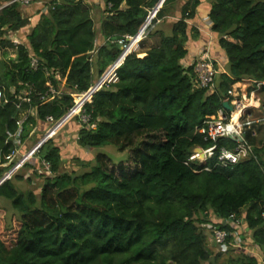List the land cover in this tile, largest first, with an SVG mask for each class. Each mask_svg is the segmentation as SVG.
<instances>
[{"label":"trees","instance_id":"1","mask_svg":"<svg viewBox=\"0 0 264 264\" xmlns=\"http://www.w3.org/2000/svg\"><path fill=\"white\" fill-rule=\"evenodd\" d=\"M96 1L104 12L100 29L86 0H52L9 60L4 57L15 46L7 33L32 22L22 12L28 7L18 2L0 9V179L12 165L5 156L15 148L11 136L23 113L20 137L26 143L34 140L39 122L48 127V116L58 120L67 113L73 105L68 91L88 90L122 51L113 40L135 36L160 0ZM181 1H164L144 38L159 42L142 57L139 51L126 56L117 81L86 104L89 122L75 132L83 148L113 145L131 156L117 164L98 152L78 160L89 169L77 173L63 168L61 146L50 138L35 155L50 166L39 194L20 188V173L0 185V198L13 209L9 219L0 204V264H264V124L246 131L253 152L237 164L223 166L216 157L189 160L196 148L213 145L197 127L224 108L233 85L262 82L257 96L264 105V0L210 1L208 20L227 60L213 90L196 87L194 66L185 64L189 40L199 37L188 21L200 0L181 6L169 32L156 28L175 17ZM99 32L106 42L94 59ZM48 82L57 89L63 84L65 91L43 101L37 92H45ZM24 90L31 91L30 102L23 100ZM249 111L254 119L263 117L259 109ZM217 146L233 149L236 142L222 137ZM231 214L243 224L225 225ZM211 223L228 232L224 245H242L240 254L220 262L224 252L209 247ZM249 244L261 259L245 250Z\"/></svg>","mask_w":264,"mask_h":264},{"label":"built area","instance_id":"2","mask_svg":"<svg viewBox=\"0 0 264 264\" xmlns=\"http://www.w3.org/2000/svg\"><path fill=\"white\" fill-rule=\"evenodd\" d=\"M40 1L41 0H10L7 5L18 2L23 6L29 7L34 3ZM150 24L151 21L147 22L146 25H143L135 36H126V38L119 37L113 40V42H117L122 46V51L118 58L107 67V69L101 74L99 80L85 92L77 93L68 91L73 97V105L67 111V113L58 120H55L52 116H48L46 118V121L49 123V125L44 133V136H42L30 150H27L26 148L23 150L25 142H22V139L20 137L22 133V126L26 118L22 117L21 120L18 121L19 130L15 135L11 136L14 138L15 148L5 156L6 160L9 163H12L11 168L5 175V180L10 179L19 169L24 167L27 162L32 160L39 152L41 147L50 138L56 136L59 132V129H61V127L73 117H78L79 123L87 124L89 122V115L85 111L86 104L92 102L93 95L103 85L117 81V69L119 65L124 61L128 54L132 53L137 48L141 39L145 37L147 28ZM10 33L14 37H12L11 41L14 44L15 48H17L21 44L20 38L17 35L19 32H16L14 34L12 31H10ZM38 64V59L32 56L31 65L34 68H37ZM192 64L194 66V76L192 78L194 85L198 88H207L213 90L216 86L218 69L215 67L214 60L211 57L210 53L208 51H204L201 55L197 56L192 61ZM246 81H250L252 82V84H256L257 88L252 89V91L248 94H241L239 91V87L236 86L239 82L233 85L232 89L228 92V98L225 100L228 101L231 106H233V112H229L225 108H220L216 114L207 116L202 124L197 127V132L202 135L203 139L205 141L213 142V145L206 149L199 147L203 149L204 158H201L200 153L194 151V153L189 158L190 161H204L209 158L216 157L221 165L229 166L237 164L238 162L246 159L252 154L253 148L245 139V134L246 131L248 129H252L255 124H264V116L262 118L254 119L252 112L249 111L250 109L255 108L264 112V105H262L260 98L256 95L257 90L263 83L255 82L252 80ZM47 86L48 89L45 92H37V95L43 101H48L54 99L55 97H59L65 91V89H63V84L59 89L53 86L51 82H48ZM30 93L31 91L28 90V92H26V94L23 96V100L30 102ZM255 102H259L257 106L255 105ZM236 112H238L239 114L237 121L234 120L233 117V114ZM252 134H255V132H253ZM222 137L231 138L236 142V146L233 149L218 147L217 141ZM44 164L49 166V164L46 162H44ZM222 222L225 225L243 224L242 219L237 218L235 214H231L229 218L223 220ZM207 227L211 230L212 241H214V243L218 246L224 245L228 236V232L226 230H223L220 226L214 225L212 223ZM258 254L259 253L254 255H256L257 258L261 259L262 256Z\"/></svg>","mask_w":264,"mask_h":264},{"label":"rangeland","instance_id":"3","mask_svg":"<svg viewBox=\"0 0 264 264\" xmlns=\"http://www.w3.org/2000/svg\"><path fill=\"white\" fill-rule=\"evenodd\" d=\"M42 1V2H41ZM40 2L42 3V7L41 9L43 11H46V8L47 7H43V6H47L49 5L52 0H41ZM10 2V0H0V8L7 5L8 3ZM37 3V2H36ZM35 4V3H34ZM181 4H183V2L181 1L180 3L177 4V9L179 10L180 9V6ZM93 6V10L95 11L94 12V20H95V25L98 26L100 24V20H101V16L102 14H104V12L100 10V8H98L97 10L95 8L97 7H94L93 4H91ZM33 5L29 6L30 8H32ZM28 8V9H30ZM28 9H23L22 12L25 16H29L30 13L29 11H26ZM40 9V10H41ZM40 10H38L40 12ZM154 10V9H153ZM150 11V14L151 12ZM149 14V16H150ZM107 15V13L105 14ZM156 16V14L154 16H152L151 18V21L152 19ZM180 17V14H178L176 12L175 14V17H169L167 20H176ZM149 18V17H148ZM148 20V19H147ZM170 23L171 22H161V23H158V26L156 28H163L165 30H169L170 28ZM14 34L16 32H13ZM24 34V33H23ZM20 36V34H19ZM146 36V35H145ZM12 34H8L7 33V36L6 38H9V39H12ZM14 38V37H13ZM145 38V37H144ZM143 39V38H142ZM141 39V40H142ZM22 42V40H20ZM141 42H139L137 48L133 51V52H137L140 50V47H141ZM16 48H9L7 50V54L4 58L8 59L9 58H16ZM215 52V51H214ZM216 57V56H215ZM218 57H221V56H218ZM220 59V58H219ZM221 60V59H220ZM241 83H244L239 91L240 93H245V91L247 90L248 87H250V82H241ZM250 83V84H248ZM248 84V85H247ZM249 90V89H248ZM26 92H28V90H24L22 92V96H24L26 94ZM33 112V110H31ZM263 113V116H264V112ZM23 117L26 118V113L24 112L23 113ZM71 125H76L79 127V122H78V119L76 117H73L71 120H69L66 124H64L61 129H59V132L57 133V135L55 136V139H56V142L58 143V145L61 146V152H62V158H63V168L66 169V170H69V171H75L77 173H80V172H83L87 169H89V167H85L83 166L82 164L79 163L78 160H81V161H89L91 158H93L98 152H102V153H106L108 154L112 160L119 164L121 161H126L130 156H131V152L129 150H126V151H120L118 150L115 146L113 145H106V146H103L101 148H96L95 151H92L90 149H87V148H83L81 147L78 143H77V140L75 139V137L72 135V133H74V131L78 128H72ZM35 130H38V132L34 135V140H31L30 139H27L26 143L24 144V148L23 150L26 148L27 150H30L32 147H34V145L40 140V138L42 136H44V133H45V127H44V123H41L39 122L37 124V126L35 127ZM73 130V132H72ZM67 131H71L70 134L67 132ZM32 133L34 132H31V135L32 136ZM37 156L34 157V159L30 160V161H33V163L35 164L34 166V169L32 167H22L21 169H19L16 173H20L22 175H24V180L17 183L19 184L20 188H22L23 190H26V189H31L33 191H35L37 194L40 193L41 191V186L42 184L44 183V175L46 174V172L48 173L49 172V166L45 165L44 162H42L41 164L36 162L38 161V159H35ZM29 161V162H30ZM35 161V162H34ZM11 168V167H10ZM37 171V173H36ZM8 172H6L3 177L7 174ZM15 173V174H16ZM36 173V174H35ZM2 177V178H3ZM28 177H31L32 178V181L31 183H28L27 182V178ZM1 178V179H2ZM0 179V180H1ZM0 204L5 206L8 210H9V219L10 217L12 216V213H13V209L11 207V204H10V201H7L6 199H3V198H0ZM201 216V215H200ZM213 220V219H212ZM211 237V236H210ZM209 237V238H210ZM211 238L209 239V247L210 249L213 251V253H218V252H224V256H222L220 258V262H222L224 259L228 258V257H231V256H237L238 254L241 253V248L238 246L239 244H234L233 247L229 248L227 245H221V246H214L212 244V242L210 241ZM250 245V244H249ZM250 249L252 248L251 246L249 247ZM230 251L229 254H227V251ZM254 252V250H253ZM227 254V255H226ZM206 264V263H205Z\"/></svg>","mask_w":264,"mask_h":264},{"label":"crops","instance_id":"4","mask_svg":"<svg viewBox=\"0 0 264 264\" xmlns=\"http://www.w3.org/2000/svg\"><path fill=\"white\" fill-rule=\"evenodd\" d=\"M88 3L92 4V3H95L97 2L96 0H86ZM187 0H182L183 4L186 2ZM210 1L211 0H200V5L197 9V14L195 15V17L191 20L188 21L189 25L191 27H195L199 30V37L197 39H190L189 40V43L187 45V48H188V55H187V58L185 60V64H188L189 62H192L197 56L201 55L204 51H208L211 55V57L213 58L214 62L217 63V66H218V73L219 72H225L226 71V57L223 53V51L217 47V39H218V36L211 30V26H210V23H209V20H208V12H209V9H210ZM42 2V1H41ZM41 2H37L35 4H33L32 8L26 10V11H29L30 15V21L32 22L31 25L27 28H25L24 30H21L17 35L18 37L20 38V40L23 39V37L26 35V33L30 30L31 26H34L39 18H40V13L43 12V10L41 9L42 7V3ZM181 4V6L183 5ZM180 6V8H181ZM45 7V6H43ZM41 9V10H40ZM96 10L98 9L95 8ZM40 10V12L38 11ZM94 10H93V14H94ZM177 13L180 14V9L177 10ZM175 20H167V22H174ZM101 24V23H100ZM100 24L98 25V29H100ZM169 30H165V32H169ZM23 32H25L24 34H22ZM20 34V36H19ZM106 42V39L102 36V34L99 32L98 35H97V39H96V51L95 53L93 54V58L96 59L97 58V52H98V49L103 46ZM141 47H140V54L139 56L142 57L145 55V51L156 45L158 42H159V39L158 37H148L144 40L143 38V41L141 40ZM215 51V52H214ZM216 56V57H215ZM218 56H221V57H218ZM221 60H220V59ZM98 73V70L96 69L95 70V74ZM97 74L94 81H93V84H95L101 75ZM246 82H250V81H246ZM252 83V82H250ZM248 83V84H250ZM244 83H241L239 82L236 86L240 87L243 85ZM247 84V85H248ZM253 87V84H250V87L247 88V90L245 91L244 94H248L252 91V88ZM249 89V90H248ZM256 95H257V92H256ZM259 102H255V105L257 106ZM72 128H77L78 126L76 125H71ZM47 127H45V131H46ZM78 130V128L74 131V133H72V135L75 137V139L77 140V135H76V131ZM69 134L71 131H67ZM73 132V130H72ZM78 143V142H77ZM214 221H219L218 218H213ZM211 238V237H210ZM209 238V239H210ZM212 242V244L214 246H217V244L214 243V241H212V239L210 240ZM240 248H242V245L239 244L238 245ZM252 247L251 249L249 247ZM245 250L249 253V254H257L259 253L258 251V248L253 246V245H247L244 247ZM254 250V252H253ZM261 255V253H259ZM258 254V255H259ZM206 264H209V263H206Z\"/></svg>","mask_w":264,"mask_h":264},{"label":"water","instance_id":"5","mask_svg":"<svg viewBox=\"0 0 264 264\" xmlns=\"http://www.w3.org/2000/svg\"><path fill=\"white\" fill-rule=\"evenodd\" d=\"M165 0H160L159 3L157 4V6L154 8L153 12H151L148 20L144 23V25L147 24V22L151 21V18L152 16H154L158 11L159 9L162 7L163 3H164ZM120 49H122V46L121 45H118ZM224 108L226 110H228L229 112H233V106H231V104L228 102V101H224ZM196 152L200 153L201 155V158H204V152H203V149L202 148H196L195 149ZM5 176L0 180V185L5 182Z\"/></svg>","mask_w":264,"mask_h":264},{"label":"bare ground","instance_id":"6","mask_svg":"<svg viewBox=\"0 0 264 264\" xmlns=\"http://www.w3.org/2000/svg\"><path fill=\"white\" fill-rule=\"evenodd\" d=\"M238 116H239L238 112L234 113V114H233L234 120L237 121Z\"/></svg>","mask_w":264,"mask_h":264}]
</instances>
